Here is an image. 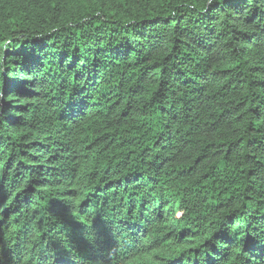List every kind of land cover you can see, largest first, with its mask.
I'll return each instance as SVG.
<instances>
[{"label":"trees","instance_id":"trees-1","mask_svg":"<svg viewBox=\"0 0 264 264\" xmlns=\"http://www.w3.org/2000/svg\"><path fill=\"white\" fill-rule=\"evenodd\" d=\"M0 264H264V0H0Z\"/></svg>","mask_w":264,"mask_h":264}]
</instances>
